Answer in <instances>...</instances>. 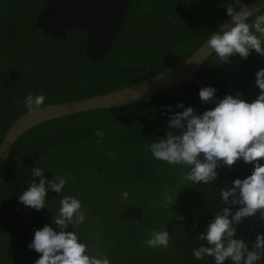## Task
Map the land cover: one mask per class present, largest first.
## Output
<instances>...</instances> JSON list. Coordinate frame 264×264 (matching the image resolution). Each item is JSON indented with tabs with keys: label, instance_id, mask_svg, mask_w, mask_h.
Listing matches in <instances>:
<instances>
[{
	"label": "trees",
	"instance_id": "16d2710c",
	"mask_svg": "<svg viewBox=\"0 0 264 264\" xmlns=\"http://www.w3.org/2000/svg\"><path fill=\"white\" fill-rule=\"evenodd\" d=\"M47 1L0 0V144L12 123L27 113V94L43 93L44 105L69 102L157 75L191 56L229 17L226 9L230 5L235 10L241 6L235 0H129L111 52L95 62L86 53L85 30H68L62 39L35 25ZM259 13H264V8L247 22L251 24ZM259 68H264V56L255 50L245 59L233 54L226 63L213 53L196 75L206 86L217 89L218 98L240 92L251 101L260 91L255 84ZM199 89L190 82L125 106L53 119L24 133L14 144L0 178V244L41 211L56 212L62 196L73 195L86 210L85 221L79 226L82 239L90 246L97 242L96 235L101 236L107 221L121 218L122 193L131 181L156 191L173 190L176 198L168 208L156 203L145 208L111 249L100 251L110 264H214L212 257H193L192 249L206 243L196 236L223 206L220 188L248 175L252 165L242 159L231 166L219 164L215 179L193 184L181 180L190 166L169 165L154 159L147 150L151 141L169 130L165 106L171 105V112L182 110L175 107L178 102L196 112L209 108L200 100ZM98 129L104 133L100 143L95 135ZM33 166L44 168L48 179L67 172L75 177L60 194L50 190L47 206L39 211L18 200L30 180L39 179L31 177ZM231 207L234 211L239 205ZM124 218L127 222V215ZM247 224L241 221L236 225L237 235L251 247L256 233L245 231ZM153 230L169 233L167 248L145 243ZM260 264H264V255Z\"/></svg>",
	"mask_w": 264,
	"mask_h": 264
},
{
	"label": "clouds",
	"instance_id": "9594fccd",
	"mask_svg": "<svg viewBox=\"0 0 264 264\" xmlns=\"http://www.w3.org/2000/svg\"><path fill=\"white\" fill-rule=\"evenodd\" d=\"M235 10L231 5L226 9L232 25L219 33L212 34L207 42L220 62H228L233 54L241 59L250 51L264 56V13L255 15L251 24L249 17L253 11L242 3ZM260 6H264L262 3ZM255 84L260 89L255 99L249 101L240 92L215 96L217 89L207 85L199 89L198 96L204 103L210 100L214 107L196 112L192 106L178 102L168 110L169 130L164 137L151 141L147 150L154 159L169 165L190 166L181 177L182 182H204L207 184L217 176L219 164L231 166L238 159L252 165L251 172L232 179L230 186L220 188L219 199L222 207L215 211L205 230L198 232L197 238L206 243L192 249L196 260L212 257L214 264H260L264 255V233H256L255 240L249 241L237 235L236 225L248 221L259 210L264 220V68L255 72ZM46 103L43 93L24 97V108L32 112ZM97 143L104 133L96 130ZM2 147V146H0ZM44 168L33 166L28 186L18 195V200L26 207L39 211L46 207L48 192L60 194L66 182L75 179L71 172L53 175L48 179ZM128 192L122 193L124 198ZM174 202V195L166 193L161 201L165 208ZM239 205L234 211L231 206ZM86 210L81 200L73 195H64L59 200V208L52 216L50 224L34 230L27 247L40 253L33 264H110L107 256L97 251L91 254L89 245L77 230H67L69 225L76 228L85 221ZM149 247L169 246V233L153 230L145 241Z\"/></svg>",
	"mask_w": 264,
	"mask_h": 264
},
{
	"label": "water",
	"instance_id": "95a60500",
	"mask_svg": "<svg viewBox=\"0 0 264 264\" xmlns=\"http://www.w3.org/2000/svg\"><path fill=\"white\" fill-rule=\"evenodd\" d=\"M128 3L129 0H48L35 25L45 34L62 39L68 30H85L86 53L91 60L100 62L113 48ZM262 3L264 0H252L245 5L252 9L254 15L264 8L260 6ZM231 25V17H228L214 33L227 30ZM207 40L183 62L157 75L100 95L47 104L20 116L9 127L0 144V178L9 164L14 144L39 124L81 112L125 106L190 82L199 88L206 86L196 73L214 53ZM207 104L209 108L215 106L211 100ZM245 231L264 233V220L260 219L259 210L249 218Z\"/></svg>",
	"mask_w": 264,
	"mask_h": 264
},
{
	"label": "rangeland",
	"instance_id": "374dc122",
	"mask_svg": "<svg viewBox=\"0 0 264 264\" xmlns=\"http://www.w3.org/2000/svg\"><path fill=\"white\" fill-rule=\"evenodd\" d=\"M127 192L129 194L128 197L119 206L121 218L115 216V219L106 222V226L100 232L101 236L96 235L97 242L89 246L88 250L91 254L111 249L119 240L126 227L128 229L145 208H149L150 205L155 206L154 203L161 207L163 206L161 201L166 193L173 194L174 198H176V193L173 190L169 192H166L165 189L156 191L146 186L136 185L131 181H127ZM111 204L112 202L108 203V205ZM55 213V211L43 210L36 215L34 221L29 220L26 224L19 225L18 231L14 235L8 236L0 244V264H33L40 253L29 249L27 245L34 235V230L42 227L44 224H50L52 216ZM125 215H127V222L126 218H124ZM89 229L92 230L93 226L89 227ZM67 230H77L81 233L82 228L78 226L76 229L69 225ZM1 246L7 249V253L2 251ZM10 246L12 252H10L11 250L9 251Z\"/></svg>",
	"mask_w": 264,
	"mask_h": 264
}]
</instances>
